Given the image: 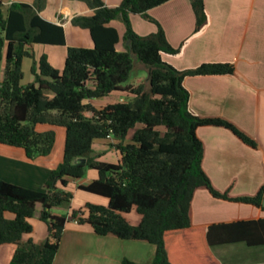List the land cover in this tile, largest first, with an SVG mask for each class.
Segmentation results:
<instances>
[{
  "label": "trees",
  "instance_id": "1",
  "mask_svg": "<svg viewBox=\"0 0 264 264\" xmlns=\"http://www.w3.org/2000/svg\"><path fill=\"white\" fill-rule=\"evenodd\" d=\"M70 1L82 2L93 11L91 16L72 19L74 26L90 32L93 48L68 46L63 24L41 16L47 0L15 2L7 10L0 3V144L22 149L33 161L50 156L56 143L54 130L39 132L37 126L66 130L63 161L43 190L0 179V246L16 245L10 264H54L69 218L52 210L71 208V181L84 179L88 168L97 171L98 178L78 189L108 203H87L72 210V219L89 225L98 236L155 245L153 264H221L213 247L264 246V218L193 225L198 190L217 200L264 210V187L254 195L234 196L231 188L221 191L213 184L204 169L205 145L197 131L223 128L252 149L259 148L258 142L226 118L197 115L184 84L189 77L234 76L235 66L204 63L179 70L163 59L181 56L186 44L207 29L205 0H191L196 27L178 48L148 14L171 0H123L114 8L103 0ZM131 15L156 24L158 31L138 35ZM115 20L126 27L127 51L117 50L119 34L110 26ZM37 45L67 48L64 68L56 69L47 55L36 59ZM25 59L34 60V81L27 85L22 84ZM137 63L150 70L148 86L134 84L131 76ZM113 95L125 99L100 108L93 103ZM109 140L120 155L117 164L93 156L95 143ZM38 205L48 237L42 243L23 241L33 233ZM124 264L134 263L125 260Z\"/></svg>",
  "mask_w": 264,
  "mask_h": 264
},
{
  "label": "crops",
  "instance_id": "2",
  "mask_svg": "<svg viewBox=\"0 0 264 264\" xmlns=\"http://www.w3.org/2000/svg\"><path fill=\"white\" fill-rule=\"evenodd\" d=\"M34 1L0 0V3L7 10L12 3ZM103 1L114 8L123 0ZM205 6L210 22L204 33L192 38L181 56L164 55L163 59L179 70L192 69L204 63L235 66L234 76L189 77L184 84L191 94V108L197 115L226 118L258 142L259 148L252 149L223 128L202 127L197 131L205 145L204 169L213 184L221 191L231 188L234 196L254 195L264 187V0H205ZM92 14L93 11L79 1L47 0L41 16L50 22L63 24L68 46L93 48L90 32L72 24L75 16ZM148 14L158 21L174 48L180 47L194 33L196 15L191 0H171ZM130 18L134 31L140 36L158 31L156 24L140 15H131ZM110 26L119 34L117 50L127 51L124 23L115 20ZM52 65L58 70L64 68L60 63ZM141 66L150 73L145 65ZM133 81L138 85L148 79L136 77ZM106 99L109 103L123 101L125 97L113 95ZM95 146L96 143L94 149ZM52 154L32 161L23 150L0 144V179L25 188L43 190L51 172L63 161L64 150L63 153L60 151L58 159ZM117 159L119 162V154ZM89 177L71 181V188H77L78 192L79 185L89 184L98 175L93 171ZM73 206L81 208L76 200ZM61 208H54L52 212L58 214L54 210ZM41 210V205H38L32 220L33 233L25 235L23 241L32 239L35 243H42L48 237V227L40 220ZM70 210L68 215L72 213V208ZM261 218H264L263 209L217 200L206 190L195 193L193 225L196 227ZM156 250L155 245L147 242L125 241L113 235L98 236L89 225H80L69 217L54 264H124L125 260L134 264H153ZM15 251L16 245L0 246V264H10ZM211 251L221 264H264V246L249 247L238 243L216 246Z\"/></svg>",
  "mask_w": 264,
  "mask_h": 264
},
{
  "label": "rangeland",
  "instance_id": "3",
  "mask_svg": "<svg viewBox=\"0 0 264 264\" xmlns=\"http://www.w3.org/2000/svg\"><path fill=\"white\" fill-rule=\"evenodd\" d=\"M34 52H35V56L36 59H39L42 55H47V57L49 56L50 58V63L52 62V64L58 65L59 63L63 66L65 64V59L64 56L66 58L67 54V48L64 47H54V46H44V45H38V46H34ZM33 63L34 60L33 59H25L24 63H23V72H24V79L22 84L23 85H27L31 82L34 81V76L31 72L32 67H33ZM140 66L137 65L133 75L131 76L133 80H135L136 77H143L146 79H149V74L148 72H146L141 66V64H139ZM148 81H145L146 85L148 86ZM111 100V99H109ZM108 99L104 98L101 100H97L95 102H93L98 108L104 106L107 104ZM37 130L39 132H44V131H48V130H54L56 132V143H55V148L53 150V154L54 158H57L60 156V151L63 153L64 150V145H65V139H66V130L64 128L61 127H51L49 125H39L37 126ZM133 132V130L131 131ZM130 136H128V139H130ZM113 141L109 140V141H97L96 142V146L94 149V157H96L98 160H100L101 162H106V163H111V164H117L118 163V159H117V152L116 149L114 147H112ZM22 150V149H21ZM95 170L92 169H87L86 170V175L84 177V179H88L90 178L89 175L91 172H93ZM96 175H97V171ZM70 191L73 192L74 197H76V195L78 196L76 199L72 200L71 203V208L72 210H78L79 207H74L73 203L76 200L77 203L80 204L81 208L87 204V203H93V204H101L104 203L105 205L108 203L107 199H103L102 197H98L95 195H90L87 192L84 191H79L77 192V188L72 189L70 186ZM98 201L99 203H96L94 200ZM103 199V200H102ZM105 200V201H104ZM71 211L70 208H61V209H57L54 210L55 213L58 214H65L68 216V218L71 217V215H68V212ZM136 214H132V218L135 217ZM71 221V220H70Z\"/></svg>",
  "mask_w": 264,
  "mask_h": 264
},
{
  "label": "water",
  "instance_id": "4",
  "mask_svg": "<svg viewBox=\"0 0 264 264\" xmlns=\"http://www.w3.org/2000/svg\"><path fill=\"white\" fill-rule=\"evenodd\" d=\"M263 207H264V201H263Z\"/></svg>",
  "mask_w": 264,
  "mask_h": 264
}]
</instances>
